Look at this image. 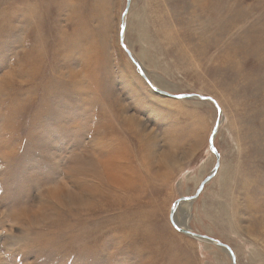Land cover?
<instances>
[{"label":"rangeland","instance_id":"obj_1","mask_svg":"<svg viewBox=\"0 0 264 264\" xmlns=\"http://www.w3.org/2000/svg\"><path fill=\"white\" fill-rule=\"evenodd\" d=\"M126 6L0 0V264H264V0Z\"/></svg>","mask_w":264,"mask_h":264},{"label":"water","instance_id":"obj_2","mask_svg":"<svg viewBox=\"0 0 264 264\" xmlns=\"http://www.w3.org/2000/svg\"><path fill=\"white\" fill-rule=\"evenodd\" d=\"M129 5H130V0H127L126 10H125V13H124V15H123V24H124V22H125L124 18H125L126 12L128 11ZM122 36H123V31L121 32V43H122ZM128 54H129V53H128ZM135 64H136V67L140 70V66H139L137 63H135ZM140 72L142 73V76L144 77V79L146 80V82H147V83H148V84H149V85H150V86H151L156 92L163 93V94H165V95H167V96H171L170 94H166L165 92H162L161 90L155 88V87L152 85V83L147 79V77L144 75V73H143L142 71H140ZM193 97H194V98H200L199 96H189V95H179V96H176V98H178V99H190V98H193ZM217 127H218V125H216V127L214 128V131H213V133L211 134V137H210V140H209V147L211 148V150H212V151L215 153V155H216V165H215L213 171L211 172V174H210L205 180H203V181L201 182V184L199 185V187H198V189L196 190L195 194H194L192 197L182 198V199H183L182 201H192V200L196 199V198L198 197V195L200 194V192L202 191L203 186H204L209 180H211V179L214 177V175L216 174V171H217L218 168H219V162H218V161H219V155L216 153V151L214 150L213 145H212V139H213V136L215 135V131L217 130ZM178 202H179V201H178ZM178 202H177V203H178ZM177 203H176V204H177ZM174 208H175V207H174ZM174 208H173L172 211L170 212L169 220H170L171 224L173 225V227L177 229V226H176V224L174 223V219H173V218H174ZM177 230H178V229H177ZM178 231L183 232V233H185V234H188V235H190V236H192V237H194V238H196V239L207 240L208 242H213V243H215V244L218 245L219 247H222V248L226 249V250L228 251V253L230 254L232 260H233L234 256H233V254H232L230 248H229L228 246H226L225 244L220 243V242H218V241H216V240H213V239H211V238H207L206 236H200V235L194 234V233H192V232H190V231H188V230H185L184 228H183V230H180V229H179Z\"/></svg>","mask_w":264,"mask_h":264},{"label":"bare ground","instance_id":"obj_3","mask_svg":"<svg viewBox=\"0 0 264 264\" xmlns=\"http://www.w3.org/2000/svg\"><path fill=\"white\" fill-rule=\"evenodd\" d=\"M145 76L147 77V79H149L148 78V76L145 74ZM100 161V160H99ZM99 161H97L96 163H97V166H98V168H100V169H102V170H104V163H98ZM95 165V164H94ZM97 168V169H98ZM102 173H103V171H102ZM101 173V174H102ZM103 175V174H102ZM102 177V176H101ZM204 187V186H203ZM188 202V203H187ZM189 205H190V201H184V203H180L179 204V208H180V212H181V215H182V220H177V219H175L174 220V223L176 224V226H177V229L179 230H183V228H184V226H185V224H186V222H187V219H188V210H189ZM173 226V225H172ZM176 229V228H175ZM176 229V230H177ZM186 230V229H185ZM189 231V230H188ZM197 240H199V241H204V242H207V243H213V242H208L207 240H202V239H197ZM213 244H215V243H213ZM217 246V245H216ZM225 251H227V250H225ZM228 252V251H227ZM229 254V253H228Z\"/></svg>","mask_w":264,"mask_h":264}]
</instances>
